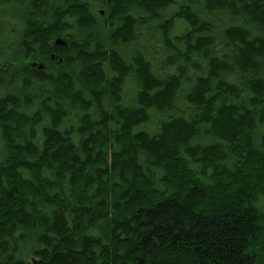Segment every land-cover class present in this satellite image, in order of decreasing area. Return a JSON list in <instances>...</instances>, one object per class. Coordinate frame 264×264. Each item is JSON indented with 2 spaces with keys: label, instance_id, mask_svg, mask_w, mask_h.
Listing matches in <instances>:
<instances>
[{
  "label": "trees",
  "instance_id": "obj_1",
  "mask_svg": "<svg viewBox=\"0 0 264 264\" xmlns=\"http://www.w3.org/2000/svg\"><path fill=\"white\" fill-rule=\"evenodd\" d=\"M1 1L0 264H264V0Z\"/></svg>",
  "mask_w": 264,
  "mask_h": 264
},
{
  "label": "rangeland",
  "instance_id": "obj_2",
  "mask_svg": "<svg viewBox=\"0 0 264 264\" xmlns=\"http://www.w3.org/2000/svg\"><path fill=\"white\" fill-rule=\"evenodd\" d=\"M3 3L0 0V16H2L3 14H9L8 11L3 10ZM97 12L100 13V17L105 20L107 17V15H109V10L108 8H104L103 6H99L96 9ZM1 18V17H0ZM215 21L219 22L220 21V17L218 16H214L213 18ZM1 22H0V66L1 65H5L10 69H16L22 65H26V64H30V58L29 56L14 42L8 40L5 37L4 31L1 29ZM144 43H147L146 40ZM148 46L151 45V49L152 50H157L158 48L156 47V45L154 46L152 43L148 42ZM217 51L219 52H224L227 51L228 48L226 47V45L224 43H219L217 46Z\"/></svg>",
  "mask_w": 264,
  "mask_h": 264
},
{
  "label": "water",
  "instance_id": "obj_3",
  "mask_svg": "<svg viewBox=\"0 0 264 264\" xmlns=\"http://www.w3.org/2000/svg\"><path fill=\"white\" fill-rule=\"evenodd\" d=\"M56 44H58V45H62L59 41H56Z\"/></svg>",
  "mask_w": 264,
  "mask_h": 264
}]
</instances>
